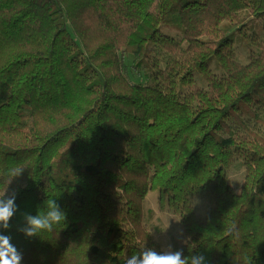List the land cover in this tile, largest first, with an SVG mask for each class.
<instances>
[{
  "label": "trees",
  "instance_id": "1",
  "mask_svg": "<svg viewBox=\"0 0 264 264\" xmlns=\"http://www.w3.org/2000/svg\"><path fill=\"white\" fill-rule=\"evenodd\" d=\"M141 70L146 85L127 79ZM237 160L240 194L227 177ZM14 166L24 171L8 184ZM13 190L18 210L0 232L21 264L157 251L153 191L182 220L186 244L172 251L264 264V0H0V193ZM210 190L202 221L192 198ZM51 198L65 222L26 238L23 214Z\"/></svg>",
  "mask_w": 264,
  "mask_h": 264
},
{
  "label": "clouds",
  "instance_id": "2",
  "mask_svg": "<svg viewBox=\"0 0 264 264\" xmlns=\"http://www.w3.org/2000/svg\"><path fill=\"white\" fill-rule=\"evenodd\" d=\"M23 171L24 167L21 166L8 169L6 172V175L10 177L8 184L12 179L19 178ZM15 201V190L7 195L5 191L0 193V229L2 230H7L10 227V220L18 210ZM23 219L24 223L18 228V231L22 232L26 238H33L42 232H51L55 226L64 223L66 213L61 209L56 199L51 198L44 202L43 209H38L35 215L23 214ZM22 259L23 254L12 243L11 236L0 232V264H21ZM125 264H206V258L200 254L185 257L182 250L158 253L151 248H145L139 254H133L127 258ZM245 264H249V262L246 260Z\"/></svg>",
  "mask_w": 264,
  "mask_h": 264
},
{
  "label": "rangeland",
  "instance_id": "3",
  "mask_svg": "<svg viewBox=\"0 0 264 264\" xmlns=\"http://www.w3.org/2000/svg\"><path fill=\"white\" fill-rule=\"evenodd\" d=\"M170 28L165 27L161 29L163 34H169L173 37H178L180 35L179 30H169ZM263 35V34H262ZM237 39L235 44H237ZM248 45L241 44L236 45L238 60L244 64H247L248 59L251 55V50L247 48ZM187 46H185L186 48ZM125 64L130 66L133 62L132 56H123ZM212 68L216 72H219L216 64L212 63ZM127 79L136 85H146L147 79L143 70L135 73L129 71L127 74ZM197 83L205 87V83L201 77L196 76ZM232 168L228 171V185L233 190H236L239 194L242 191L243 185L246 182V167L245 165L237 160L232 164ZM192 205H194V211L197 218L204 221L208 218L211 210L214 208V194L210 190L209 193H197L192 198ZM145 207V223L149 231L152 232L154 236V246H158V253H163L165 251H172V240L174 239L178 244H186V236L184 227L182 225V220L178 214L171 210L169 207H165L164 210L161 209L159 204V193L156 191L150 192L144 203ZM167 224L169 225L167 227ZM167 227V228H166ZM166 228V229H165Z\"/></svg>",
  "mask_w": 264,
  "mask_h": 264
}]
</instances>
